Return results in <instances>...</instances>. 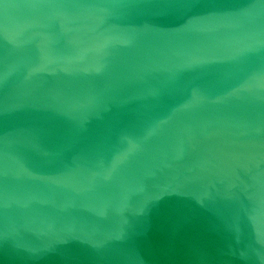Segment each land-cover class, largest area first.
Segmentation results:
<instances>
[{"label":"water","instance_id":"95a60500","mask_svg":"<svg viewBox=\"0 0 264 264\" xmlns=\"http://www.w3.org/2000/svg\"><path fill=\"white\" fill-rule=\"evenodd\" d=\"M0 264H264V0H0Z\"/></svg>","mask_w":264,"mask_h":264}]
</instances>
